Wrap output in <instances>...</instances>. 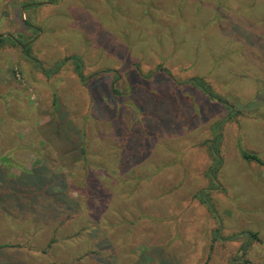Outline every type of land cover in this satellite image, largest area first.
<instances>
[{"label": "rangeland", "instance_id": "obj_1", "mask_svg": "<svg viewBox=\"0 0 264 264\" xmlns=\"http://www.w3.org/2000/svg\"><path fill=\"white\" fill-rule=\"evenodd\" d=\"M0 38V264H264V0H0Z\"/></svg>", "mask_w": 264, "mask_h": 264}, {"label": "trees", "instance_id": "obj_2", "mask_svg": "<svg viewBox=\"0 0 264 264\" xmlns=\"http://www.w3.org/2000/svg\"><path fill=\"white\" fill-rule=\"evenodd\" d=\"M2 41H3V38H0V47H1V43H2ZM27 45H28V43H27ZM24 52L26 53V56H28V49L27 48H25L24 49ZM76 58L77 57H74V58H68V59H65L64 61H62V62H60V63H57V64H55L53 67H52V69H50V72H46L45 73V76L46 77H50L51 75H53V74H55V73H57V72H59V70L60 69H62V67H63V65H64V63L66 62V61H68L69 59L70 60H72L74 63H76L75 62V60H76ZM77 59H79V58H77ZM74 71H75V73L77 74V77L81 80V82L83 83L84 82V77H83V75H82V73H81V71H80V68H79V66L78 65H76L75 67H74ZM202 81V80H201ZM201 82L199 81V80H197V79H193V80H191V82H190V84L194 87V88H197L198 86H199V84H200ZM84 84H85V86H89L90 84L88 83V82H84ZM201 89H202V87H201ZM202 91V93H204L205 94V90H201ZM111 94H113V95H117L118 96V93H117V90L116 89H111ZM213 99V98H212ZM213 101H215L214 99H213ZM219 102V101H218ZM219 103H221L226 109H228V111H230V112H234L233 110H232V107L231 106H228V105H225V103H223V102H219ZM230 112H229V114H230ZM237 113V112H236ZM82 135V134H81ZM212 142H214V141H212ZM217 142V141H216ZM83 139H82V137H80V141H79V143L77 144V150H78V152H79V156H80V159L81 160H83L84 161V163H86V161L84 160V155H85V148L83 147ZM210 155L211 156H213V159H215V161L213 162V165H212V167H211V169L209 170V173H211L212 175H215L216 174V172H218L219 171V167H220V163H221V161H220V159L219 158H217L218 156V154H219V151L215 148V146H210ZM242 157L244 158V159H247V160H250V161H255V162H257V163H262V161L257 157V156H255V155H253V154H242ZM40 174V176L37 178V182H38V180H39V183L40 184H42V186H37V187H34L35 186V184H33L34 186V188L32 187V188H30V187H28L26 190H28V191H38L39 193H42L41 194V196L42 197H44V196H49V194H51V193H53V197H55V198H57V196H62V185H61V183H60V181H59V178L58 177H56V176H54V175H51V177H50V179L52 180V182H54V186L53 187H51L52 189L50 190V188H49V190H48V193H46V194H44L42 191H45L42 187L45 185V180L44 179H42L44 176V174H45V171L44 172H41V173H39ZM35 177V176H34ZM49 179V180H50ZM35 180V179H34ZM43 182V183H42ZM44 184V185H43ZM12 186V188L14 187L13 185H11ZM3 189V188H2ZM204 192L205 191H200L199 193H198V198L200 199V201H201V203L202 204H206L207 206H208V203H207V198H206V193H205V195H204ZM22 193V195H25V194H27V193H24V192H21ZM6 194H18L17 192H15V191H12V190H10V188H9V190L8 189H6ZM0 196H1V193H0ZM251 237L253 238H255V234H251ZM233 239H236L237 237H232Z\"/></svg>", "mask_w": 264, "mask_h": 264}]
</instances>
